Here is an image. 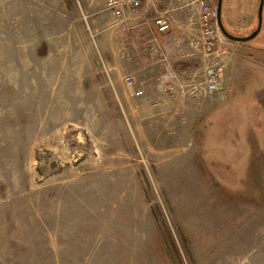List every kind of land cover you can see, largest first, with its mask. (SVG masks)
<instances>
[{
	"label": "rangeland",
	"instance_id": "374dc122",
	"mask_svg": "<svg viewBox=\"0 0 264 264\" xmlns=\"http://www.w3.org/2000/svg\"><path fill=\"white\" fill-rule=\"evenodd\" d=\"M258 1L223 0L232 36L256 29ZM135 23L103 0H0V264H248L264 253V10L245 42L216 26L211 54L168 56ZM203 54L210 66L190 78L162 60ZM127 67L148 101L130 99ZM209 68L223 89L207 142L193 118L175 120L181 95L171 121L141 106L169 97L147 88L190 86L194 99ZM244 127L248 144H228Z\"/></svg>",
	"mask_w": 264,
	"mask_h": 264
},
{
	"label": "crops",
	"instance_id": "0c3cea01",
	"mask_svg": "<svg viewBox=\"0 0 264 264\" xmlns=\"http://www.w3.org/2000/svg\"><path fill=\"white\" fill-rule=\"evenodd\" d=\"M199 2L200 0H144L140 8L137 10L124 9L123 11L129 19L136 22V26L139 28L145 26L147 30L146 36L151 46L158 44V42H163V45L168 48V53L166 54L171 56V54L174 55L175 53L173 48H182V50L183 48H189L194 51L196 47H199L201 33ZM257 5L258 3L256 4V7ZM254 16L256 17V11L254 14L252 13V19L249 24L253 22ZM158 18H164L168 22L169 27L166 31L161 32L158 30V27L155 24V21ZM140 31H142V29H140ZM182 50L180 52L184 53ZM184 58L186 59V57ZM196 59L197 60H189L188 62H185V64H174L172 58H166L165 56L162 58L163 61L167 60L168 67L166 70L168 74H183L182 76H187L188 78L203 70L202 62H207L206 64L209 65V59L204 54L202 58L201 56H198ZM142 64V61L138 62L139 66H143ZM145 69L150 74L155 73V60H153V57H151V59H146ZM126 74H129L128 76L132 79L136 75L132 67L126 68ZM192 90L193 89H191L190 86L178 88H174L173 86L163 88L158 87L157 90L147 88L146 92H144L147 96L165 95L169 97H163L162 103H142L141 106L147 107L146 111H148L149 115H151V112H154V116L157 115V117H161L160 120L163 122L171 121L173 117L171 114L176 110L173 101L177 99V97L171 96H177L178 94L181 95V98H179L180 103L178 104L179 108L177 109L179 111V116L175 120L177 122H187L188 118H193L194 122L198 123L196 125L197 138L200 140V143L203 144L207 142L206 139L210 133L209 129L216 126L211 123L216 122L215 119H210L209 116L211 114L213 117L215 114L214 104L218 101L219 94H207L205 89L202 88L197 92L196 97L191 100L187 95L191 94ZM130 99L141 102L148 101L149 97L145 98L142 91V96L140 98L131 97ZM192 105L193 111L191 109ZM126 106L127 108L130 107V105ZM229 129L230 128H227V130ZM238 130L239 129H237V133L234 132L233 134H228L230 137H227V143H236L245 146L252 138V134L248 135V130H246L245 127L239 131ZM227 143L225 140L224 144ZM260 227L262 228V231H264V222L261 223ZM261 237L264 239V234H261ZM248 264H264V253L258 255L256 258L251 257Z\"/></svg>",
	"mask_w": 264,
	"mask_h": 264
},
{
	"label": "built area",
	"instance_id": "2783aa9c",
	"mask_svg": "<svg viewBox=\"0 0 264 264\" xmlns=\"http://www.w3.org/2000/svg\"><path fill=\"white\" fill-rule=\"evenodd\" d=\"M144 0H103L105 10L120 11L124 9L137 10L140 8ZM200 39L199 46L207 54H211L216 46L215 32H216V8L209 6L204 0H200ZM158 30L163 32L169 27L168 22L164 18H158L155 21ZM123 83L126 89L132 92V96L139 98L142 96V91L134 92V80L130 76L123 77ZM204 89L207 94L221 92L223 87L219 81L218 72L209 68L206 70Z\"/></svg>",
	"mask_w": 264,
	"mask_h": 264
},
{
	"label": "water",
	"instance_id": "95a60500",
	"mask_svg": "<svg viewBox=\"0 0 264 264\" xmlns=\"http://www.w3.org/2000/svg\"><path fill=\"white\" fill-rule=\"evenodd\" d=\"M222 3L223 0H216V25L219 30V32L229 41L234 42V43H242L247 40H250L254 38L260 31L261 29V24H262V10H264V0H259L258 2V7L256 10V29L249 34L247 37H235L230 34H228L222 24L221 20V10H222Z\"/></svg>",
	"mask_w": 264,
	"mask_h": 264
},
{
	"label": "flooded vegetation",
	"instance_id": "af4514ba",
	"mask_svg": "<svg viewBox=\"0 0 264 264\" xmlns=\"http://www.w3.org/2000/svg\"><path fill=\"white\" fill-rule=\"evenodd\" d=\"M259 2V1H258ZM257 7H258V5H257ZM256 18V17H255ZM226 30V29H225ZM226 32L228 33V34H230L227 30H226ZM231 35V34H230Z\"/></svg>",
	"mask_w": 264,
	"mask_h": 264
},
{
	"label": "trees",
	"instance_id": "16d2710c",
	"mask_svg": "<svg viewBox=\"0 0 264 264\" xmlns=\"http://www.w3.org/2000/svg\"><path fill=\"white\" fill-rule=\"evenodd\" d=\"M222 5H223V3H222ZM223 24V23H222Z\"/></svg>",
	"mask_w": 264,
	"mask_h": 264
}]
</instances>
